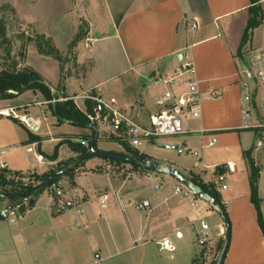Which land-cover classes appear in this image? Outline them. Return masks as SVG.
<instances>
[{
  "label": "crops",
  "instance_id": "obj_1",
  "mask_svg": "<svg viewBox=\"0 0 264 264\" xmlns=\"http://www.w3.org/2000/svg\"><path fill=\"white\" fill-rule=\"evenodd\" d=\"M259 5L264 10V0ZM251 6V0H0V20L3 8H8L20 26L50 39L62 56L71 47L76 51L74 60L64 65L41 54L34 42L16 71L33 69L58 102L72 100L87 115L94 106L85 97L103 95L137 123L150 127L151 116L160 112L156 99L164 93L153 80L173 76L183 55H191L204 98L201 118L185 120L183 136L142 141L138 151L155 160L163 153L169 155L176 162L165 158L162 168L208 186L215 166L236 165L227 179L228 190L220 193L231 234L223 264H264V234L251 199L246 159L249 155L260 170L258 194L264 219V147L256 149L255 132L241 130V73L248 65V53L264 47L259 42L264 19L249 42L242 44ZM80 29L84 33L78 38ZM7 67L0 64V73ZM215 91L220 96L212 100ZM31 105L41 109L40 118L31 115ZM51 105L39 91L0 99V110L17 107L21 115L39 124L32 133L19 121L0 117V150L8 151L3 158L6 173L24 186H38L43 176L78 159L80 141L90 143L93 136L91 128L59 123ZM97 131L98 150L123 149L103 140L102 132H109L106 128ZM213 137L217 144L208 147ZM186 151L199 155L194 168L180 161ZM109 163L91 158L71 166L73 178L61 179L65 199L84 204L83 217L77 211L57 215L52 194L46 190L23 220H0V264H198L206 247L225 242L224 217L206 198L175 177L159 179L156 172L121 179L106 171ZM104 195L110 196L106 209L100 205ZM145 201L151 208L138 210L136 206ZM8 203L9 198L0 194V209ZM202 222L210 229L205 245L199 244L197 235ZM163 239H169L176 252H162L158 242Z\"/></svg>",
  "mask_w": 264,
  "mask_h": 264
},
{
  "label": "built area",
  "instance_id": "obj_2",
  "mask_svg": "<svg viewBox=\"0 0 264 264\" xmlns=\"http://www.w3.org/2000/svg\"><path fill=\"white\" fill-rule=\"evenodd\" d=\"M196 29V26H193ZM181 68L173 76H163L153 80L156 88L164 89V93L156 99V105L160 112L150 118V127L146 128L137 123L125 111L118 108L113 102L108 101L103 95L88 94L85 99L93 103V112L88 114L89 126L98 130L106 128L117 140L126 142L131 148L138 150L142 141L157 142L161 139L175 138L183 136L186 131L184 122L187 119L199 120L202 116L204 98L197 79V72L192 62L190 54L183 55ZM241 130L255 132L257 135L256 149L264 147V47L253 49L248 53V65L241 73ZM175 90H180L175 93ZM220 94L213 92L210 99H218ZM0 117L19 121L30 132L36 133L39 124L31 117L21 115L17 107H10L0 110ZM202 133H205L202 131ZM217 139L212 138L208 147H214ZM82 147H89L85 140L80 141ZM30 149L29 152H32ZM7 150H0V170L7 171L8 164L3 161L7 155ZM197 158L199 155L194 154ZM39 162L42 157H37ZM121 170L124 179L130 181L139 176L138 171L128 165H118L109 163L106 171L116 174ZM236 172V165L232 162L215 166L210 184L219 194L228 190V176ZM163 184V182H161ZM53 197L54 212L59 215H66L72 211H77L80 216L86 214L85 206L82 202L66 200L64 187L61 181L54 182L47 190ZM177 194H182L181 189H177ZM30 197H24L16 202H9L0 209V220L17 221L23 220L32 209ZM110 201L109 195H104L100 199L102 209H106ZM213 199L210 200L212 204ZM213 205V204H212ZM197 207V204H194ZM140 211L151 208V203L145 201L136 206ZM199 216L202 213L197 210ZM197 235L199 244L205 245L210 240L209 225L202 222ZM177 238H182V233L176 234ZM162 252H176V246L169 240L163 239L158 242ZM96 261L100 260V255H96Z\"/></svg>",
  "mask_w": 264,
  "mask_h": 264
},
{
  "label": "trees",
  "instance_id": "obj_3",
  "mask_svg": "<svg viewBox=\"0 0 264 264\" xmlns=\"http://www.w3.org/2000/svg\"><path fill=\"white\" fill-rule=\"evenodd\" d=\"M260 0H251V8H250V20L245 29L243 42L245 45L249 42L253 32L261 26L264 19V10L259 5ZM83 29H80L78 38L83 35ZM38 51L41 54H45L47 56H51L55 58L59 62H63V56L60 52L53 46L50 39H46L44 36L37 37L36 40ZM25 58V56H23ZM16 64L14 66L9 67L0 73V99L7 100L14 98L18 95H21L27 91H39L43 94L44 98L51 102V110L55 117H57L59 123H67L73 126L81 127V128H90L88 115L82 113L75 105L72 100L58 102L59 98L52 93V90L49 86H47L41 76L36 73L31 68H26L21 72L16 71ZM53 101H57L52 103ZM91 102V101H90ZM89 102V113L92 111V105ZM98 131L93 129V136L91 137L89 147H82L80 152V157L85 156L92 145L93 141L98 140ZM121 141V140H120ZM121 143H123L121 141ZM97 144V143H96ZM126 151L121 153L125 156H133L135 158H140L144 160H150L147 156L143 155L141 152L135 149H130L126 144H121ZM85 148V149H84ZM246 159L248 161L251 175H250V186H251V199L254 204L257 215H258V223L264 234V219L261 211V201L258 194V181L260 170L256 167L254 160L246 155ZM86 161V160H85ZM85 161H78L77 159H73L65 163L58 171L51 172L50 174L43 176L41 178V183L38 186L33 184L24 186L21 182L17 185L11 184L6 180L4 174L6 171L0 170V185L8 186L10 185L11 190L6 193V196L9 198V202H16L21 200L24 197H30L34 202L36 199L54 182L61 181V179L65 176H70L73 178V170L71 169L72 165H79ZM110 163H116L118 165H123L124 163L112 160H106ZM135 169H140V167L133 166ZM64 171L62 175H56L58 172ZM192 186L199 193L205 195V198L210 202L211 199L214 200L216 207L220 210L221 214L229 223V218L226 212L224 205L222 204L220 194L214 190L213 186L205 185L201 183L197 178L190 179ZM223 248V247H222ZM226 257V256H225ZM216 264V262H214Z\"/></svg>",
  "mask_w": 264,
  "mask_h": 264
},
{
  "label": "rangeland",
  "instance_id": "obj_4",
  "mask_svg": "<svg viewBox=\"0 0 264 264\" xmlns=\"http://www.w3.org/2000/svg\"><path fill=\"white\" fill-rule=\"evenodd\" d=\"M3 12H4L3 18L0 20V64L8 66L7 69H9V67L14 66V63L16 64L17 67L19 63L24 64L23 56H26V54L28 53V48L32 46L34 42L37 48L36 40H37V37L39 36L35 34L31 29L20 26L19 21L17 20L15 15L12 14L10 9L4 7ZM259 42L264 43V37L260 39ZM74 56H76V51H74L73 47H71L68 51V55L63 56L62 63L64 65H68L67 64L68 62H71L72 59L74 60ZM29 107H30L31 115L34 117L38 116L40 118L39 115L41 114L40 113L41 109L38 108V106L36 105H31ZM101 136L104 141L108 142V144H110L111 142H115L118 145H121L124 143L130 149H133L126 142L121 143L120 140H117L109 132H102ZM50 148H51V145H48L47 149L50 150ZM120 150L121 151L117 153L119 154L124 153L126 151V148L123 147V149H120ZM223 153L224 151L221 154ZM262 154H264V150L262 151ZM161 155L162 157L158 158L159 160H155V159H150V160L153 162H156L159 165L163 162L165 158L171 161L172 163L176 162V160L173 159L169 155H166L164 153ZM227 155L228 154H226L225 156L223 155V156L227 157ZM180 161L186 163V166L194 168L198 160L195 156L191 155V152L186 151L185 155L180 158ZM171 162H168V165H174ZM123 165H127V164H123ZM128 166H131V165H128ZM131 167L134 168L133 166ZM136 170L138 171L139 175H142L144 172L145 173L150 172L143 168L136 169ZM157 175L159 179L161 180L162 178H165L166 180H169V181H171V179L172 180L175 179L174 177L166 176V174H163V173H157ZM4 176L6 180L10 183V185L11 184L17 185L21 182L16 177L9 178L6 172ZM116 176H118L121 179H124L123 175H121V170L117 171ZM10 185L8 186L0 185V194L6 197V193H8L11 190ZM224 244L225 242L224 243L221 242V243H217V245H215L214 247H206L204 251V255L199 259L198 264H214V262L217 261V258Z\"/></svg>",
  "mask_w": 264,
  "mask_h": 264
},
{
  "label": "water",
  "instance_id": "obj_5",
  "mask_svg": "<svg viewBox=\"0 0 264 264\" xmlns=\"http://www.w3.org/2000/svg\"><path fill=\"white\" fill-rule=\"evenodd\" d=\"M96 143L97 141H93L91 148L89 150V152L82 157H79L77 160L78 161H85L91 158H96V159H100V160H112V161H118L127 165H131V166H137L143 169H146L148 171L151 172H156V173H163V174H168L171 175L173 177H175L177 180H179L183 185H185L187 188H189L190 190H192L194 193H196V195L200 198H205V195L202 193H199L195 190V188L192 186L190 180L188 178H186L185 176H183L180 172L173 170V169H164L162 168L159 164H157L156 162H153L151 160H144V159H140V158H135L133 156H125L122 154H118V153H112V152H105V151H101L98 150L96 148ZM160 148H164V149H171V147L169 146H161L159 145ZM176 149V148H175ZM64 173V171L58 172L56 175H62ZM213 206L216 207L215 202L212 203ZM34 205V201L31 202V206L33 207ZM225 220V224H226V228H227V232H226V240H225V244L217 258L216 264H223L229 244H230V224L228 223V221L226 220V218H224Z\"/></svg>",
  "mask_w": 264,
  "mask_h": 264
}]
</instances>
